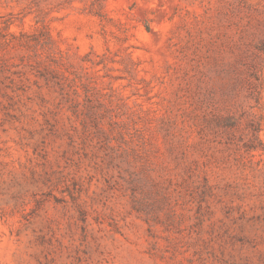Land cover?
<instances>
[{
	"label": "rangeland",
	"instance_id": "obj_1",
	"mask_svg": "<svg viewBox=\"0 0 264 264\" xmlns=\"http://www.w3.org/2000/svg\"><path fill=\"white\" fill-rule=\"evenodd\" d=\"M0 264H264V0H0Z\"/></svg>",
	"mask_w": 264,
	"mask_h": 264
}]
</instances>
